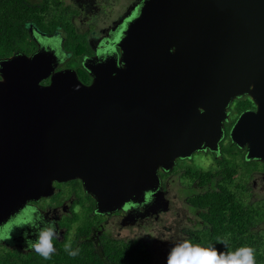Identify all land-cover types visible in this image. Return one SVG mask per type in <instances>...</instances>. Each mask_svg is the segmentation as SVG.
<instances>
[{
    "label": "water",
    "instance_id": "1",
    "mask_svg": "<svg viewBox=\"0 0 264 264\" xmlns=\"http://www.w3.org/2000/svg\"><path fill=\"white\" fill-rule=\"evenodd\" d=\"M117 23L114 50L80 61L89 84L47 37L0 58V228L75 179L97 213L166 210L159 170L226 136L264 163V0H139ZM243 96L256 108L226 134Z\"/></svg>",
    "mask_w": 264,
    "mask_h": 264
},
{
    "label": "trees",
    "instance_id": "2",
    "mask_svg": "<svg viewBox=\"0 0 264 264\" xmlns=\"http://www.w3.org/2000/svg\"><path fill=\"white\" fill-rule=\"evenodd\" d=\"M84 1H74L72 9H75V14L86 11L82 4ZM60 2L0 0V58L17 51L28 55L37 48L34 33L41 31L50 34L61 29L58 32L63 37V48L71 57H78L77 60L66 59L65 66L73 67L79 79L88 83L90 77L79 61L84 54H92V49L86 33L76 32L71 21L74 13L69 17L67 11L63 10L67 21L62 22L63 18L57 12ZM30 35L34 40L29 38ZM239 103H244L236 107L241 111L249 102ZM228 127L225 128L226 134ZM222 142L216 167L211 165L210 169L204 170L181 165L177 169H182L179 177L183 186H189L192 181H196L199 187H203L199 192H194L191 187V195L186 199L200 222V226L188 231L187 241L204 248L214 246L218 252L225 253L250 247L254 249L255 264H264V200L251 201V190L247 186L250 173L255 170L263 171L264 163L259 160H246L243 158L244 149L229 141L225 144ZM211 153L214 156V152ZM238 156V162H231L232 157ZM172 171L177 172L174 167L167 172L160 171L162 186L165 175ZM70 181L71 189L75 187V182L79 185L78 180ZM61 191L55 194L58 196ZM70 191L68 190L69 193ZM94 217H86L72 233L69 230H72L73 218L64 217L63 224L70 234H66L61 241L53 239L55 252L50 259H44L32 250L23 252L0 244V264H152L151 251L140 239H122L105 232H93L91 225L98 226ZM65 244H70L73 251L78 249V255L69 256L65 251Z\"/></svg>",
    "mask_w": 264,
    "mask_h": 264
},
{
    "label": "rangeland",
    "instance_id": "3",
    "mask_svg": "<svg viewBox=\"0 0 264 264\" xmlns=\"http://www.w3.org/2000/svg\"><path fill=\"white\" fill-rule=\"evenodd\" d=\"M31 1L38 2L40 0ZM60 1L61 2L58 6L57 12L60 13L59 17L63 18L62 22L66 23L67 21L66 15L63 16V10L67 11V16L69 17L74 13L72 15L71 21L74 24L76 32L86 33L87 40L90 43L93 41L95 46L97 43L95 42L96 39L106 36H102L104 32L101 30L108 27L107 25H111V27H113L116 21H118L120 17L126 15L139 0H85L82 2V4L85 6L86 11H80L78 14H75V9H72L74 8L75 0ZM58 31H61V29ZM58 31H56V34L59 33L58 35L61 37L62 34ZM50 34L54 35L55 31ZM29 38H32L31 35ZM40 39L42 40V37H40ZM56 39L58 38L56 37L55 40ZM34 41L36 42V40ZM60 50L65 51L63 52L64 55L67 54L66 49L63 48V44L62 48L60 46ZM69 56V59L78 58L76 56ZM66 61H62L61 66L65 65ZM220 154L221 153H218L216 157V155L213 156L211 152H196L192 158L188 157L183 158V160L181 159L182 161H179L174 166V171H177L178 167L181 165H191L193 168L204 170L208 168L210 169L211 165L216 167V162L218 160L217 158L220 157ZM224 155L227 156V154ZM235 160L238 162L240 160L239 156L232 157L231 162H234ZM181 171L182 169H179L174 173L172 171L166 174L164 177V187L161 188V194L164 197L162 201H167V209L160 210L159 213L161 214L159 216L154 217L152 216L154 214H151L149 216L143 217L142 219L139 217L140 219L136 225H130L126 222H123V219L121 221L120 216H109L107 221L104 222L105 229L110 233L111 236L122 239L137 238L145 243L146 247L151 251L152 264H166V258L170 249L175 244L187 240V235L183 229H194L195 227L200 226L199 219L196 216L195 211L192 209L193 207L186 201V199L189 195H191V187L194 192L201 191L203 187H199L196 181H192L189 186H183L181 183V178L179 177ZM66 182L68 183L65 185H69L70 181ZM247 186H249L251 190V201L264 200V179L261 177V173L255 172L252 174L247 182ZM56 196L57 194L46 199L51 200ZM161 205L162 203H159L157 207H161ZM262 226H264V224H262ZM1 249L2 248L0 247V250Z\"/></svg>",
    "mask_w": 264,
    "mask_h": 264
},
{
    "label": "flooded vegetation",
    "instance_id": "4",
    "mask_svg": "<svg viewBox=\"0 0 264 264\" xmlns=\"http://www.w3.org/2000/svg\"><path fill=\"white\" fill-rule=\"evenodd\" d=\"M132 14L133 13L131 11L128 16H130ZM107 26L108 27L101 30L104 32L102 34V36L103 35H106V36L99 37V39H96L95 42H97V43L95 44V46L93 44V41L91 43L88 41V43L92 49V54H90V53L84 54L83 55L84 57L94 55L95 53L104 54L107 51H113L114 50V48H112L110 46V43L113 42L115 38H117L119 29L121 28V25H120V23H117V24L115 23V25L113 27H111V25H107ZM40 34H42V35H40ZM55 34H56V32H55ZM55 34L51 35L48 33L38 32V33H34L33 37L37 42H39L38 40H41L40 37L43 36V37H47L48 43H56V44L58 42L63 43V37L62 36L60 37L58 35L59 33L56 35ZM56 37L58 39L55 40ZM50 38H53V39H50ZM59 40H61V41H59ZM61 48H62V46H61ZM57 49L59 50L60 54L63 56L64 55L63 52H65V51L60 50L59 45H58ZM66 55H64V56L68 59L70 56L68 53ZM82 57L80 58V61H81ZM64 67H70V66L63 65V66H60L59 68H64ZM90 80L88 81L87 84L90 83ZM47 82H48V80L44 81L43 83H47ZM239 102H249V103H247V106L244 109H242L241 111L246 110V109H255L256 108L255 103L247 96H243V97H240L238 99H235L228 108L230 115H229L228 121L225 122V128H226V126H229L228 130H229L230 126L232 125V123L235 121L236 117L241 112V111L237 110L236 107H237V105H241L244 103H239ZM227 141H229V140L227 139V136H226V138L223 140V142L222 141L221 142L223 144H225ZM238 148H240V147H238ZM240 149H244V148H240ZM198 152L208 153V152H210V150H203V151H198ZM211 152H213V151H211ZM244 152H245V149L243 151V158H244ZM219 153H220V149H219ZM194 154L191 156V158L194 156ZM214 155H216V157H217L218 154H216L214 152ZM182 160L180 158H178L176 160V164ZM160 171L161 170H159V173L161 174ZM162 172H164V171H162ZM255 172L261 173V177L264 179V170L263 171H256L255 170V171L250 173V177ZM160 177H161V175H160ZM75 180L79 181V185L77 184V182H75V187L73 189H71L70 185H67V186L65 185L68 182H64V183H56L55 182L54 183L55 192L59 193L61 190L62 191L58 196L54 197L51 200L44 198V201H43V198H40L38 201H29L23 210H21L17 215H15L10 221L5 223L0 228V236L6 237L9 232H12V239L11 240L0 239V244L7 246V247H10V248L20 249L23 252H27V251H31V250L34 251L31 247L26 246L25 241L21 235L22 232H26V231L30 232L31 230L27 229V228H19L18 227V225L20 223H22L26 219H30L32 217L34 210L38 211V213H43L45 219L55 221L56 230L59 232L60 235H59L58 239L57 238H53V239L59 240V241L63 240L66 234H70V232L72 233L74 231V229L78 228L79 224L86 217H89V216H95L94 218L97 221L98 226L96 227L95 225H91V228H93L92 229L93 232L96 231V233H98V234L105 232V233L110 235V233L105 229V224H104V222L107 221V218L109 216H120L121 221L123 219V222H126L130 225H136V223L139 221V219H140L139 217L135 216L133 220L129 221V220L125 219V216L129 217V213H137V212L142 213L144 209H143V205L141 203H139V204L133 203L130 205H125L123 208L117 209L116 211H113L110 213H105V214L97 213L94 198L89 193L84 191V188H83L81 181L79 179H75ZM75 180H73V181H75ZM161 181H162V177H161ZM163 181H164V179H163ZM69 183H71V181ZM162 187H164V186H162ZM68 190H71L70 193L68 192ZM160 214L161 213L156 212L152 216L157 217ZM67 216L73 218V221L71 222L72 230L70 229L69 230L70 232H68V228L66 227V225L63 224L64 223L63 218L67 217ZM142 218L143 217H141V219ZM121 221H120V223H121ZM122 225H123V223H122ZM13 229H15V231H13ZM190 229L191 228L183 229V231L186 233L187 236L189 233L188 231ZM30 238L34 240L35 236H30Z\"/></svg>",
    "mask_w": 264,
    "mask_h": 264
},
{
    "label": "clouds",
    "instance_id": "5",
    "mask_svg": "<svg viewBox=\"0 0 264 264\" xmlns=\"http://www.w3.org/2000/svg\"><path fill=\"white\" fill-rule=\"evenodd\" d=\"M18 227L31 230L30 232L21 233L26 246L31 247L44 259L51 258V255L55 252L53 238L58 239L60 235L56 230L54 220L45 219L43 213L34 210L32 217L20 223ZM30 236H35V239H31ZM0 239L11 240L12 232H9L6 237L0 236ZM65 251L69 256L75 257L78 255L79 250L73 251L70 244H65ZM166 264H255V256L254 249L250 247H242L235 252L225 253L218 252L214 246L204 248L184 240L170 249Z\"/></svg>",
    "mask_w": 264,
    "mask_h": 264
}]
</instances>
